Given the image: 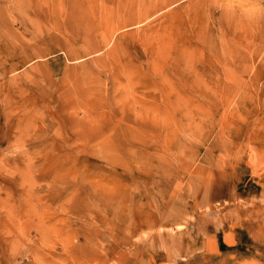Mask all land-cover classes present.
Listing matches in <instances>:
<instances>
[{"label": "rangeland", "instance_id": "obj_1", "mask_svg": "<svg viewBox=\"0 0 264 264\" xmlns=\"http://www.w3.org/2000/svg\"><path fill=\"white\" fill-rule=\"evenodd\" d=\"M264 0H0V264H264Z\"/></svg>", "mask_w": 264, "mask_h": 264}, {"label": "clouds", "instance_id": "obj_2", "mask_svg": "<svg viewBox=\"0 0 264 264\" xmlns=\"http://www.w3.org/2000/svg\"><path fill=\"white\" fill-rule=\"evenodd\" d=\"M258 11H264V8L260 7V4H257Z\"/></svg>", "mask_w": 264, "mask_h": 264}]
</instances>
